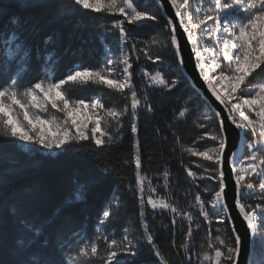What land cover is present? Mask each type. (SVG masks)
I'll return each instance as SVG.
<instances>
[{
  "label": "snow or ice",
  "instance_id": "6c2138e0",
  "mask_svg": "<svg viewBox=\"0 0 264 264\" xmlns=\"http://www.w3.org/2000/svg\"><path fill=\"white\" fill-rule=\"evenodd\" d=\"M71 4L86 12L121 18L107 29L118 35L120 55H112V49L106 47L98 67L76 65L57 79L58 58L50 51L43 56L42 74L30 80L32 50L18 30L22 27L20 18L10 16L7 24L0 27V138L49 152L71 151L83 141L102 148L119 139L125 119L136 136L140 112H153L154 108L148 95L139 92L134 84L133 60L125 46L130 44L131 53H142L153 63L163 62L160 51L170 48L183 67L184 49L190 45L200 78L211 97L223 106L226 116L215 110L202 112L197 117V127L210 129L215 122L216 130L205 132L193 143L207 139L211 146L204 150L182 146V151L207 162L196 164L203 169L201 173L186 169L187 176L193 181H213L214 187L197 185L200 190L187 200V208L181 207L173 200L167 170L161 174L162 185H154L152 178L144 174L137 139L131 161L135 185H130L129 190L138 201L141 231L125 229L120 239L109 238L106 226L120 208L118 199L98 217L92 236L83 227L71 237L59 231L49 233L45 225L37 226L17 214L18 235L13 242L16 258L12 264H131L127 258L135 257L144 245L151 246L159 264H170L156 247V234L146 221L149 206L153 213H168L173 228L178 222H186L179 245L184 253L183 264H193V258L195 264H264V204L250 203L253 199L264 201V0H212L206 6L204 0H195L194 10L190 0H155L156 7L152 9L141 7L137 0H71ZM169 11L174 15L169 16ZM161 14L166 17L162 38H153L140 48L138 42H130L131 30L126 25L158 23ZM208 40L214 43L209 45ZM45 43H50V38ZM144 76L164 91H171L181 82L159 71L145 72ZM89 86L107 89L125 103L118 107L115 103L106 105L99 96L86 102L73 95ZM189 111L187 107L179 110V117ZM234 133L239 136L235 145ZM83 188L75 199L83 198ZM160 188L164 189L163 195ZM202 193L209 195L204 197ZM236 218L246 224L247 242L236 228ZM205 225V237L197 251L194 234ZM161 226L169 227L163 222ZM0 264L5 262L0 260Z\"/></svg>",
  "mask_w": 264,
  "mask_h": 264
},
{
  "label": "trees",
  "instance_id": "16d2710c",
  "mask_svg": "<svg viewBox=\"0 0 264 264\" xmlns=\"http://www.w3.org/2000/svg\"><path fill=\"white\" fill-rule=\"evenodd\" d=\"M137 2L144 8L156 7L154 0ZM10 16L20 18L22 27L18 30L32 50L33 73L30 80L42 74L40 69L47 52L54 51L58 58L55 76L59 79L76 65L98 67L105 58V48L118 47V35L107 29L121 18L80 10L79 6L71 4V0H0V27L7 24ZM165 24L166 18L161 14L158 23L148 22L140 27L126 25L131 30L130 42H138L137 48H140L153 38H162ZM49 38L50 43L46 44ZM160 54L164 57L163 62L149 61L145 64L143 58L140 62L151 72L161 71L169 79L180 78L181 82L171 91L161 88L150 90L149 100L154 111L140 115L136 136L131 133L129 122L111 146L97 148L93 142L83 141L71 151H60L55 156L31 155L17 142L0 138V260L5 264H12L16 258L13 242L18 235L17 214L37 226L45 225L49 233L59 231L71 237L73 232L83 227L92 236L98 217L109 203L118 199L120 208L106 226L109 238L120 239L125 229L141 231L138 201L129 190L130 185H135V168L131 161L137 139L144 174L153 178L163 177L161 174L167 170L174 189V201L183 202L185 193L194 197L200 190L197 185L202 187L213 183L214 187V182L206 179L193 185L194 181L187 176L186 169L200 173L196 168L197 161L177 147L181 143L200 150L211 146L209 140L193 143L207 130L197 128L192 112L201 115L212 110L184 75L171 49H162ZM73 95L85 101L97 96L107 102L116 99V94L94 86ZM185 107L192 111L186 119H179V110ZM211 127L216 130L215 122ZM126 160L129 163L126 164ZM81 186H84V195L77 200L74 197ZM208 195L202 193L204 197ZM157 216L147 209L150 227L156 234V247L170 264H181V236L171 224L168 228L162 227ZM228 235L231 236L230 226ZM173 240L176 247H173ZM101 246L106 247L102 242ZM127 259L131 264H159L148 245L139 247L137 255Z\"/></svg>",
  "mask_w": 264,
  "mask_h": 264
},
{
  "label": "rangeland",
  "instance_id": "374dc122",
  "mask_svg": "<svg viewBox=\"0 0 264 264\" xmlns=\"http://www.w3.org/2000/svg\"><path fill=\"white\" fill-rule=\"evenodd\" d=\"M211 2H212V0H204V3H205V6L206 5H208V4H211ZM190 4L192 5V8H193V10L195 9V7H196V4H195V0H190ZM211 25H212V22L210 21L209 22V24H208V26L209 27H211ZM158 38H161V37H158ZM209 45H212L213 43H214V41H212V40H208V41H206ZM126 47V51H128L129 52V54L132 56V60H133V81H134V84H135V86H136V88H137V90L139 91V92H141V93H146L147 95H148V98H149V93H150V90L151 89H154V88H160L159 86H154V85H151L150 84V81L144 76V73L145 72H148V73H152V74H154L155 72H157V71H154V72H151V71H149V70H147L145 67H144V65L146 64V63H148L149 62V60L143 55V54H141V53H139V52H137V53H131V51H130V44L129 45H127V46H125ZM142 47V46H141ZM112 49V48H111ZM112 55H114V56H118V55H120V52H119V47H116L115 49H112ZM137 55H139V60H137L136 59V56ZM143 58V61L145 62V64L144 63H141L140 62V60ZM260 70L258 69L257 70V72H259ZM159 72H161V71H159ZM167 78H168V75L167 74H165V73H163ZM255 75V74H254ZM251 79V78H250ZM98 97V96H97ZM100 97V96H99ZM95 98V97H94ZM103 100H104V102H105V104L106 105H111V104H113V103H115L116 104V106H118V107H120V106H122L124 103H125V101L120 97V96H118V95H116V99H113V100H109V102H107L106 100H105V98H103ZM91 101V100H90ZM90 101H86V102H90ZM149 102H150V100H149ZM190 111H192V110H190ZM190 111H189V113L188 114H186V116L185 117H178L179 119H186L189 115H190ZM145 112H148V111H146V110H143V111H141L140 112V114H139V117H140V115L142 114V113H145ZM206 112H209V111H206ZM59 115V114H58ZM192 116L195 118V120L197 121V117H199L200 116V114L199 113H197V112H192ZM139 117H138V119H139ZM130 121L128 120V119H125V121H124V125L126 124V123H129ZM137 124H138V121H137ZM91 125H89V127H90ZM198 129H202V130H204V129H206L207 131H209V130H214L212 127L209 129V128H199V127H197ZM120 138V137H119ZM205 140H207V139H205ZM205 140H200V142L202 141H205ZM18 143V145H19V147L23 150V151H25V152H27V153H29V154H31V155H35V154H37V153H40V154H44V155H51V156H55V155H57L60 151H56V150H53V151H51V152H49V151H47V150H44V149H41V148H39V146H30V145H21V144H19V142H17ZM182 146H184V147H187L184 143H181V144H179L177 147L178 148H180L181 150H182ZM196 148H198V147H196ZM199 149V148H198ZM183 152V151H182ZM184 153V152H183ZM193 158H195L196 159V164L197 163H200V164H207V162L206 161H202V160H199V158L198 157H194V156H192ZM197 168V167H196ZM198 170H199V172L201 173L202 171H203V169L202 168H197ZM152 178V182H153V184L155 185V184H163V177H155V178H153V177H151ZM169 183L171 184V182L169 181ZM197 183H199V180H196V181H194L193 182V185H197ZM212 185H213V183H212ZM211 185V183H210V186H208L210 189L213 187ZM158 191L163 195L164 194V189L163 188H160V189H158ZM173 191H174V189H173ZM192 198H194L193 196H183V202H180V206L181 207H183L184 206V208H187V200H189V199H192ZM174 200V199H173ZM179 200H180V198H179ZM250 203H252V204H264V201H259V200H256V199H253V200H250ZM147 209H149L151 212H152V210H151V208H150V206L149 207H147ZM190 211H194L193 209H189ZM153 213V212H152ZM155 214H157L158 216H157V218H159V223H160V225H161V222H163L164 224H167V225H169V224H171V216L168 214V213H161L160 212V210H157L156 212H155ZM146 221L149 223V226H150V221L148 220V218H147V216H146ZM183 224V228L181 227V225ZM175 228H176V230L178 231V234H180V238H181V241H183V239H184V236H183V232H185L186 231V229H187V224H186V222H178L177 223V225L175 226ZM206 228H207V225H205L201 230H199L197 233H195L194 234V242H195V244H196V250L198 251L199 250V247H200V243H201V241H203L204 240V237H205V231H206ZM215 230V227L213 226V231ZM180 257V260L182 261V263L181 264H183V261H184V253L182 252V254L179 256ZM193 264H195V258H193Z\"/></svg>",
  "mask_w": 264,
  "mask_h": 264
},
{
  "label": "water",
  "instance_id": "95a60500",
  "mask_svg": "<svg viewBox=\"0 0 264 264\" xmlns=\"http://www.w3.org/2000/svg\"><path fill=\"white\" fill-rule=\"evenodd\" d=\"M162 15L165 17L164 14ZM168 15L171 16V15H174V13L172 11H169ZM179 31L181 30L178 29V32ZM190 47L191 46L189 45L184 49L185 64L183 67L180 66L181 70L183 71L187 79L190 81L191 85L199 92L202 98L208 103L210 109L215 110V111H220L222 116H226V113L223 111V106L220 105L219 102L216 101L214 97H211V94L207 90V86L204 84L203 80L200 78L199 71L195 68V57L191 53ZM232 139L235 145L239 141V136L234 133ZM227 175H229L228 171H226V176ZM232 196H233V193L231 191V185H230V190H229L230 200ZM233 215L235 216L236 214L233 213ZM235 225H236L238 232L242 236V238L245 240V242H247L248 230L246 228V224L242 222L241 219L236 218ZM245 247H247V243L245 244ZM241 259L242 260L245 259V253L243 251H242Z\"/></svg>",
  "mask_w": 264,
  "mask_h": 264
}]
</instances>
